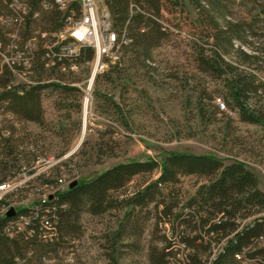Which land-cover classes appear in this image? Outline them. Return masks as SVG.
I'll use <instances>...</instances> for the list:
<instances>
[{
  "label": "rangeland",
  "instance_id": "obj_1",
  "mask_svg": "<svg viewBox=\"0 0 264 264\" xmlns=\"http://www.w3.org/2000/svg\"><path fill=\"white\" fill-rule=\"evenodd\" d=\"M96 1L107 7L104 0ZM225 5L228 19L246 25L247 42L234 40V46L248 52L262 46L261 0H225ZM73 9L77 13L76 5ZM161 18L165 35L150 49L147 60L123 47L112 63L98 59L90 49L92 57L81 58L76 68L51 71L43 77L48 85L40 96L43 124L20 122L0 109V122H14L20 135L27 133L31 145L26 151H34L38 160L31 172L22 169L14 178L16 190H0L4 204L18 210L36 203L41 174L47 173L50 181L62 176L70 182H87L119 163L156 161V171L137 174L111 192L114 198L127 199L154 182L164 159L174 153L210 155L225 164L241 162L256 175L264 192V115L253 110L254 103L264 105V100L250 98L245 105L259 115L258 120H242L237 105L226 97L228 84L233 85L229 72L222 66L213 72L201 69L202 52L210 51L214 42L208 36L213 28L209 16L190 0H180L175 8L164 7ZM39 31L40 27H33L30 34ZM224 57L237 62L232 53ZM260 57L256 63L239 65L264 82V58ZM22 80L16 77V83ZM55 83L74 89L65 91ZM217 98L224 102L223 109L217 106ZM202 183H206L203 177L179 176L174 184L158 186L162 192L158 201L176 202L174 216L187 213L189 200ZM162 207L149 202L144 207L111 208L99 215L82 212L75 230L64 233L57 255L44 263L110 264L114 254L120 264H150V249L162 250L169 244L167 264H186L187 250L177 235L180 227H171V221L175 227V217L165 223L159 220ZM130 219L136 221L133 229L127 225ZM204 264H212V255Z\"/></svg>",
  "mask_w": 264,
  "mask_h": 264
},
{
  "label": "trees",
  "instance_id": "obj_2",
  "mask_svg": "<svg viewBox=\"0 0 264 264\" xmlns=\"http://www.w3.org/2000/svg\"><path fill=\"white\" fill-rule=\"evenodd\" d=\"M10 1L0 0V42L4 45L9 41L6 32L11 30L3 22L5 17L13 18L12 27L18 31L20 42L34 35L39 38L43 31L50 36L51 32L58 31L64 25L66 14L63 15L56 8L54 0H46L53 4L51 9L42 6L44 0H24L30 8L27 15L18 12V5L10 4ZM190 1L209 16L213 28L208 36L214 42L210 51L202 52L201 69L213 72L222 66L227 70L232 76L233 85L228 84L226 97L237 105L242 120L255 122L259 115L254 111L264 115V105L254 103V111L251 112L245 104L250 98H256L257 102L264 100V82L258 81L252 73H245L239 64L256 63L260 56L264 58V42L250 52L234 46V40L247 42L244 37L246 25L228 19L225 0ZM104 2L112 17V29L128 39L126 44H122L120 52L123 47L129 48L143 60L149 58L150 49L159 45L165 35L161 9L180 6V0ZM261 3L264 6V0ZM33 27H40L41 31L37 35L30 34ZM69 40L70 38L67 39ZM47 44V40L39 38L38 51L33 52L30 57L31 69L28 76L36 83L28 87L10 85L11 70L6 65L0 66V109L9 111L20 122L32 121L39 125L44 123L40 96L43 88L48 85L43 82V77L51 71L64 70L61 65L65 64L67 67L70 63L69 58H63L48 67V58L45 56ZM230 53L237 62L225 60L224 55ZM91 57L92 51L86 48L76 60ZM55 85L65 91L74 89L65 84ZM15 126L14 122H0V183L13 179L22 169L31 172L37 160L34 151H26L31 145V141H27L29 136L27 133L20 135ZM157 168L158 163L154 160L119 163L90 181L77 182L71 188L58 191L55 208L46 211L47 205L42 207L50 230L54 231L51 240L38 235L42 232L39 223L41 218L38 217L32 219L31 228L34 232L30 235L13 231L16 219L20 215L31 214L33 205L20 208L11 216H3L0 220V264H45L46 259L57 255V246L64 233L75 230L82 212L99 215L111 208L144 207L149 202H153L155 206L162 204L158 218L164 223L170 222V217H175V227L173 221L170 225L173 230L180 227L177 235L187 250L186 264H204L213 253L212 264H264V192L250 169L241 162L225 164L221 159L210 155L174 153L164 159L160 174L154 182L148 183L127 199H117L112 195L111 192L124 187L133 176L152 173ZM183 175L203 177L206 183H202L189 200V211L174 216L172 210L176 202L158 201V197L162 195L158 186L174 184ZM37 179L40 186L55 185L57 182V177L53 181L47 179V173L39 175ZM4 205L6 204L1 200L0 208ZM128 223L131 224V229L136 226L134 220L130 219L127 225ZM4 228L9 231H4ZM120 233L121 229L116 235L119 236ZM169 249V244L162 250L152 247L150 264H167L171 253ZM110 260V264H120L114 254L110 256Z\"/></svg>",
  "mask_w": 264,
  "mask_h": 264
},
{
  "label": "built area",
  "instance_id": "obj_3",
  "mask_svg": "<svg viewBox=\"0 0 264 264\" xmlns=\"http://www.w3.org/2000/svg\"><path fill=\"white\" fill-rule=\"evenodd\" d=\"M10 4H17L18 12L22 15H27L30 12V8L24 0H11ZM54 4L58 10L66 14V17L62 28L58 31L51 32L50 38L47 40L49 44L46 45L47 52L45 56L48 58V67L55 65V61L69 58L70 63L67 67L69 69H74L76 68V58L80 56L82 51L86 48L91 49L98 59L106 58L112 63L116 62L122 44H126L128 39L124 37V35H120L117 30L111 29L112 17L106 6H101L100 2L96 0L95 2H87L86 0H54ZM74 5H77V13L74 12ZM42 6L45 9H51L53 4L44 0ZM33 14L37 15L36 12ZM3 22L8 25L11 30L6 32V37L9 40L8 43L4 45L0 42V63L1 65H6L11 70V77L13 76V78L10 80V85L28 87L36 83L34 80L31 81L28 75L31 69L30 57L33 56V52L38 51L39 38L34 35L20 42L18 31L12 27L14 26L13 18L5 17L3 18ZM48 34V32L43 31L40 36L41 38H45ZM67 35H77V42L68 43ZM18 67L20 69H18ZM67 67L65 64L61 65V68L64 70ZM16 77L23 79L21 84L16 83ZM216 101L220 109L225 107L224 102L221 101L220 98H217ZM36 162H38V160H36ZM59 162L60 161L55 164H59ZM14 178L0 183V190H5L6 192L9 191L10 188V190H16L18 187H15ZM69 183L70 181L60 176L57 177V182L53 189L52 185H39L36 187L38 198L36 203H33V212L29 215H20L15 221L13 231H21L30 235L34 232L31 228L32 219L38 217L41 218L39 223L41 224L40 229H42V232L38 235L51 240L54 231L50 230L49 221L45 213H42V207L47 205L46 211L54 209L58 190L68 186ZM20 185L18 186L21 187ZM10 207L14 208L13 204H6L0 208V220ZM16 211L17 210H15V212ZM3 230L9 231L6 228ZM214 255L215 253H213L212 257H214Z\"/></svg>",
  "mask_w": 264,
  "mask_h": 264
},
{
  "label": "bare ground",
  "instance_id": "obj_4",
  "mask_svg": "<svg viewBox=\"0 0 264 264\" xmlns=\"http://www.w3.org/2000/svg\"><path fill=\"white\" fill-rule=\"evenodd\" d=\"M105 6V5H103ZM112 29V28H111ZM70 38L69 41H67L68 43H76L77 42V35H67V39ZM69 185V184H68ZM68 186H65L64 188L62 189H59L58 191L61 192V191H64ZM3 216H6V214H3Z\"/></svg>",
  "mask_w": 264,
  "mask_h": 264
},
{
  "label": "water",
  "instance_id": "obj_5",
  "mask_svg": "<svg viewBox=\"0 0 264 264\" xmlns=\"http://www.w3.org/2000/svg\"><path fill=\"white\" fill-rule=\"evenodd\" d=\"M76 184H77V181H76V180H73V181H71V182L69 183L68 187L71 188V187H73V186L76 185ZM13 214H15V209H14L13 207H10V208L7 210V212H6V215H7V216H11V215H13Z\"/></svg>",
  "mask_w": 264,
  "mask_h": 264
}]
</instances>
